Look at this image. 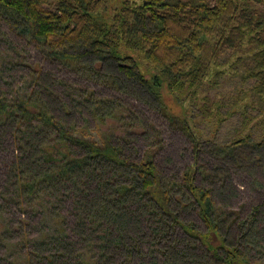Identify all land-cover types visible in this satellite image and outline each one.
Returning a JSON list of instances; mask_svg holds the SVG:
<instances>
[{"label": "trees", "instance_id": "16d2710c", "mask_svg": "<svg viewBox=\"0 0 264 264\" xmlns=\"http://www.w3.org/2000/svg\"><path fill=\"white\" fill-rule=\"evenodd\" d=\"M213 1L55 0L49 7V0H0V12L24 24L49 58L86 60L95 82L146 94L194 152L195 165L182 178L165 176L153 151L134 160L125 151L129 136L115 138L103 129L109 120L129 129L140 125L138 113L120 99L37 72L28 91L19 88L10 97L0 90V140L9 134L15 147L0 205L46 221L63 219V203L70 200L75 218L71 232L78 240L67 228L56 236L47 232L33 241L37 258L43 246L55 245L63 264H133L146 246L166 264H264V205L241 218L215 201L228 171L199 163L198 137L184 105L212 83L209 77L220 78L225 53L248 44L253 66L243 80H255L251 91L264 108V12L253 8L259 0ZM248 139L216 149L242 162L264 144L263 138L251 146ZM196 172L206 185L197 184ZM189 213L204 229L184 216ZM5 221L0 214L1 232Z\"/></svg>", "mask_w": 264, "mask_h": 264}, {"label": "rangeland", "instance_id": "374dc122", "mask_svg": "<svg viewBox=\"0 0 264 264\" xmlns=\"http://www.w3.org/2000/svg\"><path fill=\"white\" fill-rule=\"evenodd\" d=\"M54 1L49 0V4L45 6L50 7ZM209 1L214 4L213 0ZM253 8L264 12V0L254 1ZM251 54L248 44L239 50L225 53L217 67L223 73L219 75L220 78L214 75L209 77L212 83L197 90L195 99L184 104L188 115H191V129L198 137L199 163L212 168L223 166L228 171L225 189L214 195V199L226 209L239 212L241 218H248L253 206L264 205V144L260 149L252 151L250 158L245 155L246 159L243 158L242 162L226 158L216 148H225L244 137L249 138L251 146L263 141L264 108L251 91L255 87V80H243L245 71L253 66L249 58ZM99 67L106 73L114 74V70L108 69L104 63H100ZM90 71L86 60L71 64L60 57L55 60L49 58L44 46L32 36L24 24L20 26L18 22L8 19L0 12V90L10 97L19 88L28 91L33 87L31 75L37 72L40 76L49 73L57 80L92 90L100 98L120 99L138 113L140 125L129 129L120 122L109 120L103 129H111L115 138L129 136L131 142L125 147V151L132 159L140 160L147 150H151L159 171L165 176L182 178L185 170L195 165L193 146L189 138L180 130L171 127L169 121L152 106L146 94L131 91L130 88L117 90L95 82L87 76ZM210 73L214 74L213 71ZM61 91L62 88L57 87L55 92L60 94ZM14 156L13 139L9 134H4L0 140V192ZM236 162L239 164L236 165ZM195 177L197 184H207L203 175L196 172ZM217 185L220 188L221 184ZM70 202L68 200L63 203V219L53 218L46 221L40 220L37 213L27 212L30 214L22 215L15 208L0 205V214L5 216L7 226L2 232L0 227V261L3 264H63L55 245L43 246V256L37 258L32 254L33 241L38 237L44 238L50 231L56 236V230L64 228H67L70 238L78 240L71 232L75 218ZM184 216L204 229L195 213ZM261 225L264 233V216ZM234 230L238 232L237 228ZM53 252L56 257L49 259ZM57 259L59 262L56 263ZM123 259L119 257L117 262ZM133 264L166 263L154 257L152 251L146 250L145 246L144 257L136 259Z\"/></svg>", "mask_w": 264, "mask_h": 264}]
</instances>
